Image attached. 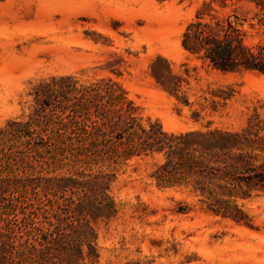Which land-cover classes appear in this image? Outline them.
I'll list each match as a JSON object with an SVG mask.
<instances>
[{
	"label": "rangeland",
	"instance_id": "rangeland-1",
	"mask_svg": "<svg viewBox=\"0 0 264 264\" xmlns=\"http://www.w3.org/2000/svg\"><path fill=\"white\" fill-rule=\"evenodd\" d=\"M202 2L0 0V176L10 184L5 200L0 199V214L17 206L12 226L16 219L21 223L20 212L26 210L35 211V221L50 228L36 209L38 197L23 196V184L37 181L38 154L44 155L45 148L36 143L46 137L43 130L67 115L57 104L46 107L36 101V89L53 79L71 77L87 85L111 78L145 120H158L167 132L210 126L246 130L255 139L258 129V144L264 146V74L223 73L181 46L185 27ZM236 7L262 13L254 3ZM249 30L252 42L264 41L263 30ZM167 68L171 76L184 79L177 91L180 100L154 77V70L161 76ZM228 87L236 93L223 105L217 94ZM13 122L20 126L12 128ZM253 155L256 166L264 163V153ZM154 168V161L134 158L116 171L111 190L119 218L94 225L99 264H264V187L237 201L248 224L236 223L215 215L190 188L159 189L150 177ZM15 230L17 237L24 235L25 230ZM6 232L0 222V234Z\"/></svg>",
	"mask_w": 264,
	"mask_h": 264
},
{
	"label": "trees",
	"instance_id": "trees-1",
	"mask_svg": "<svg viewBox=\"0 0 264 264\" xmlns=\"http://www.w3.org/2000/svg\"><path fill=\"white\" fill-rule=\"evenodd\" d=\"M241 2L254 3L262 13L239 11L236 5ZM247 26L264 33L262 2L203 0L185 27L181 46L223 73L264 74V41L252 42ZM153 73L165 90L181 99L177 91L182 77L171 76L169 68L161 76L155 70ZM235 93L228 87L217 97L225 105ZM35 98L46 107L57 104L61 113L67 114L43 130L46 137L36 143L45 148L44 155L38 154L42 164L37 181L23 184V196L30 193L38 197L41 206L36 209L42 211L50 228L35 221V211L26 210L20 212L21 223L16 219L12 226L10 217L17 218V206H8V211L0 214L8 231L0 234V264H99L94 225H108L119 218L111 184L116 171L134 158L154 161L150 177L159 189L190 188L209 203L215 215L248 224L237 201L252 198L258 187H264V163L256 166L258 159L253 155L264 153V146L258 144V129L253 133L255 139L246 130L210 126L167 132L158 120H145L124 88L111 78L87 85L71 77L53 79L36 89ZM183 102L189 104L184 98ZM11 126L20 125L13 122ZM2 178L0 199L5 200L10 184L9 178ZM29 208H33L32 203ZM15 228L25 230L24 235L17 237Z\"/></svg>",
	"mask_w": 264,
	"mask_h": 264
}]
</instances>
